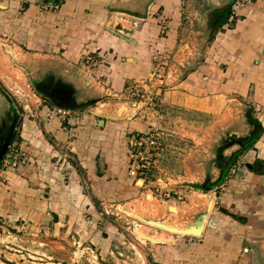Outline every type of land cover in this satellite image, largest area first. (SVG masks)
<instances>
[{"label":"crops","instance_id":"0c3cea01","mask_svg":"<svg viewBox=\"0 0 264 264\" xmlns=\"http://www.w3.org/2000/svg\"><path fill=\"white\" fill-rule=\"evenodd\" d=\"M203 1L22 0V12L12 21L14 38L23 52L37 57L39 83L51 88L61 83L74 105H57L37 93L49 101L48 116L40 123L23 115L20 130L16 111L10 145L29 154L30 162L0 169V218L5 224L13 228L19 222L30 234L48 229L60 233L62 226L76 232L81 224L77 213L67 214L69 208L96 211L106 200L137 194L128 174L126 136L145 131L144 125L128 116L98 115L91 104L114 98L128 83L145 87L143 83L164 76L157 71L163 69L159 58H174L175 51L189 48L192 33L204 40L203 55L178 81L170 78L175 83L162 89V102L212 113H220L223 102H236L237 112L256 115L248 121L257 123L253 129L258 137L246 148L224 154L229 161L214 162L211 177L219 181L201 234L191 243L176 237L155 250L169 254L179 248L180 264L264 262V146L259 148L264 141V0L240 6L220 26L235 0H210L202 31L195 32L189 29L190 9L201 12ZM46 3L59 7L48 10ZM7 104L0 107V131L10 111ZM100 118L103 125H98ZM248 127L247 135L252 131ZM64 152L70 155L64 167L68 171L53 163ZM159 253L154 257H168Z\"/></svg>","mask_w":264,"mask_h":264},{"label":"rangeland","instance_id":"374dc122","mask_svg":"<svg viewBox=\"0 0 264 264\" xmlns=\"http://www.w3.org/2000/svg\"><path fill=\"white\" fill-rule=\"evenodd\" d=\"M210 3V0H204L199 13L195 11L198 7L190 9V30H201ZM22 7V0H0V107L7 103L10 105L6 126L8 119H13L18 112V130L23 115L26 119L43 123L48 116L46 106L49 102L36 92L42 73L36 64L37 57L23 52L14 38L15 32L11 31L12 21L22 12ZM189 35L188 40L192 43L189 48L175 51L174 58L161 54L159 68L163 69L157 71L164 76L143 83L145 90L140 95H126L124 89L114 98L95 100L91 104L92 111L98 115L120 118L134 114L132 120H140L143 130L156 128L163 133L162 149L152 157L154 167H151L144 183L132 181L137 194L131 192L123 200H106L96 211L69 208L67 214L74 217L77 213L76 219L79 218L81 224L76 232L72 228L65 232L62 226L60 233L48 229L30 234L20 228L19 222L17 227L11 228L3 220L0 222V264H180L179 248L172 249L169 254L155 249L171 244L176 237H181L185 243L194 241V238L189 240L183 234L184 229L194 226L200 214L209 211L213 204V199H210L213 197L212 189L205 191L200 188L215 182L211 177L214 162L220 155H229L238 149V145L230 146L231 142L247 135L250 117L257 119L255 114L237 112V103L230 101L223 102L220 113L164 105L162 89L175 83L170 82V78L178 81L185 70L203 55L201 46L204 40L192 33ZM185 62H188L185 66L180 65ZM168 72L171 77L168 76L166 82ZM158 89L160 94L156 93ZM131 103H137L136 111L132 110ZM262 146L263 140L259 148ZM22 152L29 163V154ZM64 154L60 161L53 163L68 171L64 167L70 155L68 152ZM146 220L162 222L170 229L150 225ZM155 253L168 257L155 258Z\"/></svg>","mask_w":264,"mask_h":264},{"label":"built area","instance_id":"2783aa9c","mask_svg":"<svg viewBox=\"0 0 264 264\" xmlns=\"http://www.w3.org/2000/svg\"><path fill=\"white\" fill-rule=\"evenodd\" d=\"M62 1V0H61ZM254 0H235L231 5V13L233 15L240 6L251 3ZM48 10H55L59 7V4L46 3L44 5ZM163 26L162 31H166ZM87 61L92 62L93 58L88 55L86 57ZM145 87L140 85V83H128L125 87L126 95H136L144 91ZM140 95V94H139ZM134 110H137V103H131ZM58 113L64 114L65 111L58 109ZM134 114H132L133 117ZM163 133L157 131L156 128H151L148 131H132L126 136L127 138V156H128V174L132 177L136 184L137 181H141V185L144 183L148 173L151 171V167H154V160L152 157L158 154L162 149L161 141ZM20 152H19V151ZM2 169L14 170L15 167L20 165L28 164V159L26 154H24L16 145H9L2 161ZM234 169H231V174ZM4 219L0 218V222ZM184 236V235H182ZM189 240L193 239L195 236L186 235Z\"/></svg>","mask_w":264,"mask_h":264},{"label":"flooded vegetation","instance_id":"af4514ba","mask_svg":"<svg viewBox=\"0 0 264 264\" xmlns=\"http://www.w3.org/2000/svg\"><path fill=\"white\" fill-rule=\"evenodd\" d=\"M50 83L51 82H48V84H50ZM49 86L50 85H47L46 83H40L38 85L39 89H37L36 92L40 93V95H43L44 97L49 99L51 102H56V103L62 104L63 106H69V107H71V105H74V104H72V100L70 99L68 90L63 88L61 83L57 82V85H55L54 88L53 87L51 88ZM16 117H17V115H16ZM16 117L14 116L13 119L10 118L8 126H6V125L3 126L2 130L0 131V149L2 148V145L6 141L9 140V143L7 145V149H8V147H9V145L11 143L12 137L15 134V130H12L11 128L14 125V120L16 119ZM250 123H251V126H252L251 127L252 128L251 133H249L248 135H246L244 137H239V139L235 138L234 141L231 142L230 146L234 147L235 145H238L239 149L240 148L244 149V148H246V145H248L253 139L257 140L256 137H258V132H257V130L253 129V128L257 127V123L256 122H254V123L250 122ZM16 125H17V121H16ZM254 126H256V127H254ZM11 132H12V135L10 137V133ZM235 154L232 155L233 158L236 156ZM225 157H223V155H220L219 159L226 160V162L229 161V157H226V158ZM223 177H225V175H223ZM218 181H216V182H214L212 184H217ZM261 261H262V264H264L263 259Z\"/></svg>","mask_w":264,"mask_h":264},{"label":"water","instance_id":"95a60500","mask_svg":"<svg viewBox=\"0 0 264 264\" xmlns=\"http://www.w3.org/2000/svg\"><path fill=\"white\" fill-rule=\"evenodd\" d=\"M56 104L57 105H61L59 103H56ZM130 118H132V115L130 116ZM98 125H103V119L102 118L99 119ZM11 135H12V132L10 133V137H11ZM8 143H9V140L6 141L2 145V148L0 149V162L2 161V159L4 157V154L6 153ZM217 184H211V185H209L207 187H201L200 189L201 190L208 191V190L213 189L214 186H216ZM207 214H208V211L207 210H206V212L201 213L200 214V219L197 221V223L194 226H189V227L185 228L184 231H183V234L184 235H191V236H198V235H200L201 234V231H202V228H203V225H204V220H205ZM146 223H148L150 225H158L160 227H163L164 229H170L168 226L162 224V222H159V221L157 222L155 220H146ZM211 223H214V222L211 221ZM172 229H175V228H172ZM145 238L148 239V240H151L149 236H145Z\"/></svg>","mask_w":264,"mask_h":264},{"label":"trees","instance_id":"16d2710c","mask_svg":"<svg viewBox=\"0 0 264 264\" xmlns=\"http://www.w3.org/2000/svg\"><path fill=\"white\" fill-rule=\"evenodd\" d=\"M230 10V9H229ZM231 11H229L227 14H225L224 17H222V19L219 20V23L217 24V26H220L221 24L225 23L226 20L228 19V16L230 15Z\"/></svg>","mask_w":264,"mask_h":264},{"label":"bare ground","instance_id":"6f19581e","mask_svg":"<svg viewBox=\"0 0 264 264\" xmlns=\"http://www.w3.org/2000/svg\"><path fill=\"white\" fill-rule=\"evenodd\" d=\"M174 210V208H172Z\"/></svg>","mask_w":264,"mask_h":264}]
</instances>
